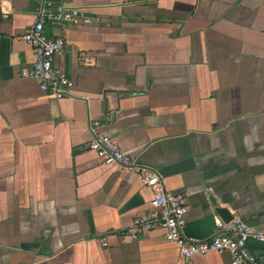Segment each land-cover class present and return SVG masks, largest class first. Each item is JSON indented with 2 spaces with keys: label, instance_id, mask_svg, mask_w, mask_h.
<instances>
[{
  "label": "crops",
  "instance_id": "1",
  "mask_svg": "<svg viewBox=\"0 0 264 264\" xmlns=\"http://www.w3.org/2000/svg\"><path fill=\"white\" fill-rule=\"evenodd\" d=\"M54 2L81 11L44 26L73 80L58 99L21 75L38 0H0V264H230L129 235L153 192L88 144L109 135L182 194L186 235L230 229L216 206L264 234V0ZM246 246L264 264V241Z\"/></svg>",
  "mask_w": 264,
  "mask_h": 264
},
{
  "label": "built area",
  "instance_id": "2",
  "mask_svg": "<svg viewBox=\"0 0 264 264\" xmlns=\"http://www.w3.org/2000/svg\"><path fill=\"white\" fill-rule=\"evenodd\" d=\"M80 20L79 8L56 5L54 0H38L35 21L21 34V38L33 50V60L22 68L21 75L37 79L40 90L53 98L70 95L73 80L54 63V57L62 50L65 41L61 36L47 37L44 34L45 23H78ZM88 147L97 153L102 162L119 164L136 172L142 183L153 192L155 209L146 216L135 219L127 229L129 235L136 237L144 230L160 229L164 239L176 246L182 259L227 251L231 256L230 264H260L257 256L248 250L246 243L249 239L264 241V234L250 227L240 216H232L231 228L228 230L220 229L206 238L188 236L183 232L188 208L182 194L166 189L155 170L137 163L109 135H93ZM217 224L221 226L220 222Z\"/></svg>",
  "mask_w": 264,
  "mask_h": 264
},
{
  "label": "water",
  "instance_id": "3",
  "mask_svg": "<svg viewBox=\"0 0 264 264\" xmlns=\"http://www.w3.org/2000/svg\"><path fill=\"white\" fill-rule=\"evenodd\" d=\"M215 204V203H214ZM217 204V203H216ZM215 211L224 221H229L232 218V215L229 214L228 210L224 207L216 206Z\"/></svg>",
  "mask_w": 264,
  "mask_h": 264
}]
</instances>
